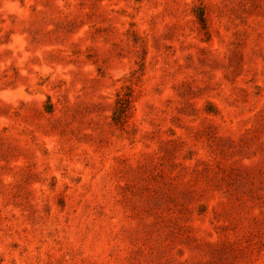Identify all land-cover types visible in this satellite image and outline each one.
<instances>
[{"label":"rangeland","instance_id":"374dc122","mask_svg":"<svg viewBox=\"0 0 264 264\" xmlns=\"http://www.w3.org/2000/svg\"><path fill=\"white\" fill-rule=\"evenodd\" d=\"M0 264H264V0H0Z\"/></svg>","mask_w":264,"mask_h":264}]
</instances>
